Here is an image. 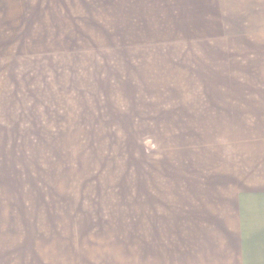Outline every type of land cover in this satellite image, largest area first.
<instances>
[{
  "label": "rangeland",
  "instance_id": "374dc122",
  "mask_svg": "<svg viewBox=\"0 0 264 264\" xmlns=\"http://www.w3.org/2000/svg\"><path fill=\"white\" fill-rule=\"evenodd\" d=\"M235 112L264 134V0H0L3 259L168 221L173 141L229 146Z\"/></svg>",
  "mask_w": 264,
  "mask_h": 264
},
{
  "label": "crops",
  "instance_id": "0c3cea01",
  "mask_svg": "<svg viewBox=\"0 0 264 264\" xmlns=\"http://www.w3.org/2000/svg\"><path fill=\"white\" fill-rule=\"evenodd\" d=\"M234 115L229 146L207 140L195 152L190 141H173L157 180L168 221L81 229L72 243H36L13 259H3L0 228V264H264V134L255 136L244 121L248 131L240 135Z\"/></svg>",
  "mask_w": 264,
  "mask_h": 264
}]
</instances>
